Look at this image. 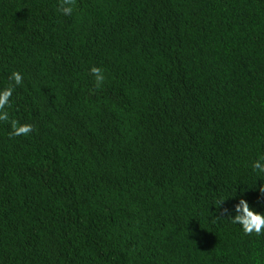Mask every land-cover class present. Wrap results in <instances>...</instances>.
Returning <instances> with one entry per match:
<instances>
[{
	"label": "trees",
	"instance_id": "16d2710c",
	"mask_svg": "<svg viewBox=\"0 0 264 264\" xmlns=\"http://www.w3.org/2000/svg\"><path fill=\"white\" fill-rule=\"evenodd\" d=\"M9 87L0 264H264V0H0Z\"/></svg>",
	"mask_w": 264,
	"mask_h": 264
},
{
	"label": "clouds",
	"instance_id": "9594fccd",
	"mask_svg": "<svg viewBox=\"0 0 264 264\" xmlns=\"http://www.w3.org/2000/svg\"><path fill=\"white\" fill-rule=\"evenodd\" d=\"M67 2V0H65ZM61 11L63 14L68 15L71 13V8L62 7ZM92 74L95 78L97 86L104 80V76L101 73L100 69L93 68L91 69ZM11 80L17 86L21 84L22 77L19 73L13 72L11 74ZM12 95V88L9 87L4 91L0 92V109H3L4 105L7 103L8 98ZM7 113L0 111V120H6ZM14 130L11 135H27L32 131V126L29 124L20 125L19 127L13 126ZM252 169L260 174H264V157L257 159L252 164ZM259 192L261 195H264V184H261L259 187ZM224 214H228L231 217V221L234 224H239L242 227L244 233H253L259 234L261 229L264 228V214H260L250 210V207L245 199L240 198L238 203L234 206V214H229L227 209L223 210Z\"/></svg>",
	"mask_w": 264,
	"mask_h": 264
}]
</instances>
